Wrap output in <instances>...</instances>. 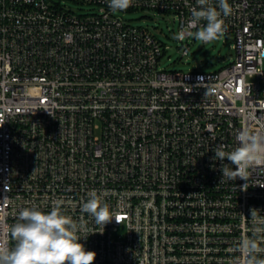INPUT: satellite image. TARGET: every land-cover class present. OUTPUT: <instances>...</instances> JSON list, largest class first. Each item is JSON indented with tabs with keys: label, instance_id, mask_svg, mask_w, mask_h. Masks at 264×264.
<instances>
[{
	"label": "built area",
	"instance_id": "built-area-1",
	"mask_svg": "<svg viewBox=\"0 0 264 264\" xmlns=\"http://www.w3.org/2000/svg\"><path fill=\"white\" fill-rule=\"evenodd\" d=\"M66 1L0 0V235L21 208L61 200L83 218L94 264H236L231 250L259 226L251 210L264 219V168L221 182L213 150L264 127V0H228L235 59L210 73L164 69L168 46L124 17L173 14L195 32L196 0L115 14L107 0H69L99 8L89 13ZM93 190L120 223L81 212Z\"/></svg>",
	"mask_w": 264,
	"mask_h": 264
},
{
	"label": "clouds",
	"instance_id": "clouds-1",
	"mask_svg": "<svg viewBox=\"0 0 264 264\" xmlns=\"http://www.w3.org/2000/svg\"><path fill=\"white\" fill-rule=\"evenodd\" d=\"M107 2L114 14L125 12L133 4V0ZM196 3L198 9L191 11L189 28L197 30L181 31L174 38L184 40L191 37L208 44L224 37L227 25L222 17L226 18L232 13L228 0H218V8L210 0H196ZM235 139L237 146L232 150H226L227 146L222 143L213 150V159L221 163V182L224 178L248 181L250 170L264 168V127H244L237 132ZM247 188L248 183H245L241 190L246 191ZM81 212L94 218L96 225L103 229L113 218L120 223L95 190L88 193V200L82 204ZM259 212L252 209L250 217L259 226L254 227L251 236H243L238 247L231 250L240 253L241 259L236 264H264V258H261L264 254V246H261L264 243V219L258 217ZM86 231L83 218L76 221L66 215L61 200L55 201L49 212L36 206L23 207L17 214L16 222L0 235V264H94L96 252L86 250L80 242L82 238L87 239L88 235H80Z\"/></svg>",
	"mask_w": 264,
	"mask_h": 264
},
{
	"label": "rangeland",
	"instance_id": "rangeland-1",
	"mask_svg": "<svg viewBox=\"0 0 264 264\" xmlns=\"http://www.w3.org/2000/svg\"><path fill=\"white\" fill-rule=\"evenodd\" d=\"M66 6L74 9L78 13H89L97 11L99 8L89 4H78L67 0ZM124 17L136 26L147 28L164 45L168 46V51L161 58V67L166 70L191 71L200 69L204 72H217L228 66L235 59V51L231 41H226V37L202 44L193 38L185 41V45L191 47L188 56L182 55V43L174 37L179 33V21H175V15L158 13L146 10H134L125 13Z\"/></svg>",
	"mask_w": 264,
	"mask_h": 264
}]
</instances>
